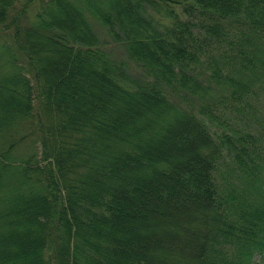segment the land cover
I'll return each instance as SVG.
<instances>
[{"label":"trees","instance_id":"trees-1","mask_svg":"<svg viewBox=\"0 0 264 264\" xmlns=\"http://www.w3.org/2000/svg\"><path fill=\"white\" fill-rule=\"evenodd\" d=\"M1 34L0 264H257L264 0H0Z\"/></svg>","mask_w":264,"mask_h":264},{"label":"rangeland","instance_id":"rangeland-1","mask_svg":"<svg viewBox=\"0 0 264 264\" xmlns=\"http://www.w3.org/2000/svg\"><path fill=\"white\" fill-rule=\"evenodd\" d=\"M7 35L9 33V31L6 32ZM7 35H3L1 34L0 36V52L2 51L1 45L4 43H8L10 41V37ZM6 66L4 64H2L1 60H0V73L5 72L6 71ZM29 79H31V77L29 75H27ZM214 92H210V96L213 100H216V96L219 95L217 94L218 91V87L216 86L215 89L213 90ZM259 93L257 94V96L255 98H257V102H252L251 105H253V107L255 108L256 111H254L255 113L253 114V119H257L261 122H264V89H260V90H256ZM255 96V95H254ZM4 97V95L2 96ZM8 99H4L2 102V105H13L12 102H8ZM8 102V103H7ZM248 119H252L251 116L247 117ZM246 117H242L241 121L243 124H245V122L247 124H251L254 125L255 127H257V125L252 121L250 122ZM236 122L238 121L239 117L236 118ZM239 124V125H238ZM238 124L236 125L237 129L241 131V123L238 121ZM250 126V125H249ZM235 127V128H236ZM251 127V126H250ZM248 130L251 129V133L253 135H256V131L254 129V127L252 126L251 128H247ZM251 146L254 147V149L256 150V152L258 153L259 156L264 157V144L262 142V140H260L259 138H256L255 141H251ZM28 149H30V146L28 144ZM20 154H22V149H19ZM182 224V223H181ZM183 227H185V225L182 224ZM189 227V226H187ZM253 260L257 263V264H264V253L262 254H255Z\"/></svg>","mask_w":264,"mask_h":264}]
</instances>
